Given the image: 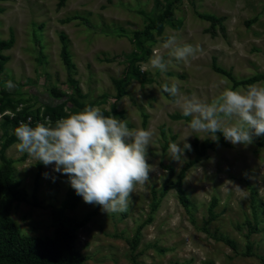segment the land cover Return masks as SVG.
Wrapping results in <instances>:
<instances>
[{
  "label": "rangeland",
  "instance_id": "374dc122",
  "mask_svg": "<svg viewBox=\"0 0 264 264\" xmlns=\"http://www.w3.org/2000/svg\"><path fill=\"white\" fill-rule=\"evenodd\" d=\"M167 4L170 15L147 35L145 27ZM169 34L201 51L188 62L172 60L165 73L142 72L141 64L154 52L168 58L162 41ZM10 37L11 47L0 50L7 56L0 72V168L22 198L2 199L21 235L52 236L51 209L70 185L51 166L19 153L16 139L5 145L14 136L9 119L19 112L32 124H54L91 105L126 119L130 127L151 129L148 162L156 170L125 212L108 215L82 197L65 211L77 221L88 216L73 243L83 264H264V136L246 146H233L222 136L227 145L194 161V143L205 140L191 133L176 103L185 97L210 100L226 84L238 89L264 84V0H0V41ZM63 46L71 68L63 61ZM254 75L262 78L239 83ZM165 83L179 87L178 98L157 91ZM189 134L187 159L169 158V144ZM184 168L187 210L171 184Z\"/></svg>",
  "mask_w": 264,
  "mask_h": 264
},
{
  "label": "clouds",
  "instance_id": "9594fccd",
  "mask_svg": "<svg viewBox=\"0 0 264 264\" xmlns=\"http://www.w3.org/2000/svg\"><path fill=\"white\" fill-rule=\"evenodd\" d=\"M162 47L168 58L154 52L146 64H141L142 72L165 73L172 60L188 62L201 51L199 45L179 43L175 34L167 35ZM157 91L173 98L180 95L176 84L165 83ZM176 103L181 115L191 118L187 125L191 133L201 140L218 143L220 133L233 146H246L255 137L264 136V84L253 83L245 89L226 84L210 100L185 97L183 101L176 99ZM14 135L19 153L67 177L76 195L86 204L98 205L108 215L127 211L137 188L146 185L156 170L148 162L154 132L130 127L126 119L115 115L106 116L99 106L85 105L54 124L51 120L35 124L22 121ZM190 135L193 134L169 144V158L178 163L187 159L185 151L192 150L187 139ZM233 185L238 194H243L239 185Z\"/></svg>",
  "mask_w": 264,
  "mask_h": 264
},
{
  "label": "trees",
  "instance_id": "16d2710c",
  "mask_svg": "<svg viewBox=\"0 0 264 264\" xmlns=\"http://www.w3.org/2000/svg\"><path fill=\"white\" fill-rule=\"evenodd\" d=\"M62 1V0H61ZM170 15V5H166L165 11L159 14L155 19H152V25L148 28L145 27L147 35H150V28L158 29L161 27L163 19ZM204 18L214 23L217 19L211 15H203ZM138 35V34H137ZM63 39V38H62ZM13 43V38L10 37L7 41H0V50L8 49ZM62 58L65 65L71 68L72 65L69 60V55L66 48L62 47ZM7 60V56L0 55V72L3 69V65ZM214 69L220 73H223L228 78L232 77L230 74L218 66H214ZM262 78V75H254L251 78L245 79L239 83H252ZM233 85L238 84L237 81L232 79ZM49 114V113H48ZM58 117V116H52ZM186 121L190 118L183 117ZM25 116L20 113H15L12 118H8L13 123L14 129L18 126L17 121ZM14 132V130H13ZM220 139L218 143L205 140L203 142H195V157L194 161L200 159L208 149H213L219 145H227L222 139V134L219 133ZM16 139L15 135L6 140L5 145H8L10 141ZM264 142V139L261 140ZM165 169L170 174H174V170L170 166H165ZM185 168L180 170L176 175L174 183H171L176 191L180 204L187 210L189 207V199L186 196L184 190H182V179L184 176ZM17 183L13 182L9 173L6 170L0 168V264H83V257L74 247V240L76 231L79 227L84 225L88 216L82 221L69 217L65 214L67 209L73 208L78 202L80 196L76 195L71 187H68L67 195L59 206H53L51 209V226L53 228V234L50 238L39 239L23 236L17 230L14 222L7 215V206L3 202V198L7 200H19L22 199L19 190L16 188ZM167 184L164 185L163 190L166 191ZM137 235L129 240V245L134 247L137 242ZM132 264H138L136 261H132Z\"/></svg>",
  "mask_w": 264,
  "mask_h": 264
},
{
  "label": "built area",
  "instance_id": "2783aa9c",
  "mask_svg": "<svg viewBox=\"0 0 264 264\" xmlns=\"http://www.w3.org/2000/svg\"><path fill=\"white\" fill-rule=\"evenodd\" d=\"M27 119V120H26ZM24 118V119H18V122L20 123V122H29V121H32V118L31 117H28V118Z\"/></svg>",
  "mask_w": 264,
  "mask_h": 264
}]
</instances>
